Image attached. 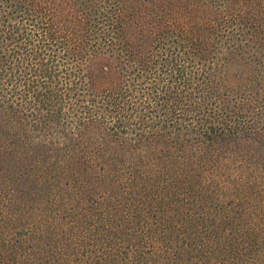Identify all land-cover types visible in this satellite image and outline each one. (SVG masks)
<instances>
[{"label":"trees","instance_id":"1","mask_svg":"<svg viewBox=\"0 0 264 264\" xmlns=\"http://www.w3.org/2000/svg\"><path fill=\"white\" fill-rule=\"evenodd\" d=\"M0 264H264V0H0Z\"/></svg>","mask_w":264,"mask_h":264}]
</instances>
